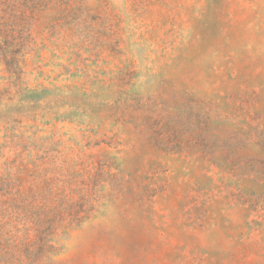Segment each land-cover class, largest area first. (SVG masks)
<instances>
[{
  "label": "rangeland",
  "instance_id": "obj_1",
  "mask_svg": "<svg viewBox=\"0 0 264 264\" xmlns=\"http://www.w3.org/2000/svg\"><path fill=\"white\" fill-rule=\"evenodd\" d=\"M0 47V264H264V0H0Z\"/></svg>",
  "mask_w": 264,
  "mask_h": 264
},
{
  "label": "trees",
  "instance_id": "obj_2",
  "mask_svg": "<svg viewBox=\"0 0 264 264\" xmlns=\"http://www.w3.org/2000/svg\"><path fill=\"white\" fill-rule=\"evenodd\" d=\"M2 47H0V49H1ZM5 59H7V55H5Z\"/></svg>",
  "mask_w": 264,
  "mask_h": 264
}]
</instances>
